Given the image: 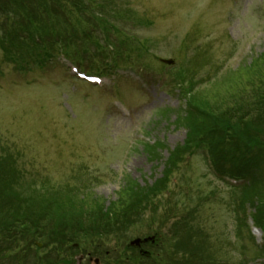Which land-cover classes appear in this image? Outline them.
<instances>
[{
	"label": "rangeland",
	"instance_id": "rangeland-1",
	"mask_svg": "<svg viewBox=\"0 0 264 264\" xmlns=\"http://www.w3.org/2000/svg\"><path fill=\"white\" fill-rule=\"evenodd\" d=\"M95 2L92 0L90 5ZM110 2L119 12L116 19L124 34L135 43L137 39H147L150 50L144 58L124 53L115 62L118 66L110 71L101 70L100 75L110 80L102 87L77 79L65 68L61 58L44 67L18 71L11 59L4 60L0 48V151H6L13 158L14 165L18 164L27 180L56 187L85 186L83 191L105 200L106 206L117 198V191L127 178L140 186L153 184L161 177L170 151L186 139V129L175 123L176 113L186 107V101L179 86L169 78L171 66L188 54L194 71H198L195 78L204 81L217 70L237 69L264 51V0ZM43 6L47 7V3L40 8ZM73 9L67 19L57 10L53 15L43 14V21L10 14L8 20L0 21V27L8 32L27 21L32 33L46 34L54 25H67L66 21L71 20L70 24L76 26L65 28L73 34L69 48L73 53L75 47L80 48L76 54L81 58L84 55L92 66L107 69L106 51L99 57L94 56L99 60L97 63L92 56L91 39L102 40L100 31L94 28L96 21L83 7ZM80 12L85 13L81 19ZM97 14L101 13L94 15ZM85 34L83 44L81 39ZM162 58L172 59L173 65L167 66ZM80 62L77 64L81 69L99 74L87 70L88 64ZM161 109L170 112L161 115ZM142 140L161 144L159 158L151 159L143 149ZM169 194L179 199L176 207L166 204ZM198 195L202 199L195 222L205 232L201 235L205 240L204 250L198 256H213L218 264H243L242 260L245 264H263V259L253 255L255 248L259 249L264 242V234L252 227L251 216L256 204L248 205L243 217L254 239L250 233V237L246 236L245 227L238 238L237 213L231 205L232 190L210 171L203 151L173 170L167 191L160 199H154L155 210L145 212L144 219L130 227L120 241L117 236L101 238L100 249H121L131 239L154 235V232L161 241L171 223L194 200H199ZM91 250L88 251L92 254ZM154 252L159 254L162 249ZM95 257L103 259V254ZM81 258V264H86L87 259Z\"/></svg>",
	"mask_w": 264,
	"mask_h": 264
},
{
	"label": "trees",
	"instance_id": "trees-1",
	"mask_svg": "<svg viewBox=\"0 0 264 264\" xmlns=\"http://www.w3.org/2000/svg\"><path fill=\"white\" fill-rule=\"evenodd\" d=\"M91 1L0 0V21L8 20L10 14L16 18L33 16L34 20L43 21V14L53 15L57 10L67 19L73 8L83 7L96 21V26L107 30L106 10L119 16L118 10L111 0L102 3L95 0L93 6ZM43 3H47V7L40 8ZM96 6L98 10L93 9ZM97 12L101 14L94 15ZM82 16L85 13L80 12L78 18ZM70 22L54 25L46 34L32 33L27 21L8 32L0 27V46L8 58L20 55L21 49L22 55L25 51L24 58L42 55L49 35L59 41L60 47L69 46L73 34H68L65 28L76 26ZM21 33L23 44L25 38L30 44L18 47ZM196 72L184 66L176 73L187 97L186 108L177 112L175 120L178 127L186 129L184 143L170 151L161 177L153 184L140 186L127 178L117 191V198L107 206L105 200L83 191L85 186L56 187L27 180L17 168L18 164L14 165L13 158L6 151H0V264H74V257L85 249L100 251L101 238L117 236L120 241L130 227L144 219L145 212L155 210L154 199H160L167 191L173 170L202 148L209 151L219 173L230 172L249 178L248 184L238 192L233 188L232 195L239 199L243 209L246 204H256L253 218L264 229V51L237 69L221 68L204 81L195 78ZM169 112L160 110L161 115ZM160 148L159 142L144 144L152 160L159 158ZM165 199L166 204L178 205L179 199L171 194ZM201 199L194 200L189 209L171 223L167 235L161 238L162 252L158 255L154 252L149 258L141 257L124 243L121 249L116 246L118 248L101 250L103 264H202V260L203 264H218L213 256H198L204 250L202 242L205 243L201 236L205 235L204 229L195 222ZM127 251L133 253L126 254ZM106 252L111 253V257H107ZM260 253H264V247Z\"/></svg>",
	"mask_w": 264,
	"mask_h": 264
},
{
	"label": "water",
	"instance_id": "water-1",
	"mask_svg": "<svg viewBox=\"0 0 264 264\" xmlns=\"http://www.w3.org/2000/svg\"><path fill=\"white\" fill-rule=\"evenodd\" d=\"M168 63H170L169 61H168ZM139 242H140V240L139 239H134L133 241H131V244L133 245V244H136V245H138L139 244Z\"/></svg>",
	"mask_w": 264,
	"mask_h": 264
}]
</instances>
